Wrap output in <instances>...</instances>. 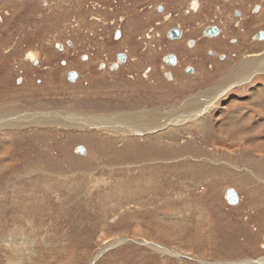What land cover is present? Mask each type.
<instances>
[{"label": "rangeland", "instance_id": "obj_1", "mask_svg": "<svg viewBox=\"0 0 264 264\" xmlns=\"http://www.w3.org/2000/svg\"><path fill=\"white\" fill-rule=\"evenodd\" d=\"M192 2L0 0V264H264V71L248 66L264 56V39L227 41L237 7L251 15L240 27L264 29V0ZM213 23L220 37L205 38ZM150 25L184 31L182 66L219 46L202 56L213 67L128 79L134 65L113 68L114 53L136 48ZM213 97L198 128L161 126L168 111L196 100L198 113ZM30 114L95 116L123 131L7 125ZM147 121L154 129L138 133Z\"/></svg>", "mask_w": 264, "mask_h": 264}, {"label": "flooded vegetation", "instance_id": "obj_2", "mask_svg": "<svg viewBox=\"0 0 264 264\" xmlns=\"http://www.w3.org/2000/svg\"><path fill=\"white\" fill-rule=\"evenodd\" d=\"M197 1L198 0H193L192 4H190L189 6L194 8L197 6ZM165 4L164 3H158L156 5V9H161L158 10L159 12H162L163 17L168 16L165 12ZM141 10H144V7L140 8ZM259 6H254L252 8L253 12L258 11ZM167 10V9H166ZM260 11V10H259ZM246 12V10H243L241 8L238 9L234 8L232 10V13L234 15V19L232 20L233 24H236L235 27H231L228 29V38L227 41L231 42V46L234 47L235 45H238L241 43V41L244 40H248L251 38V40H256V41H261L263 39H257L259 32H264V29H258L256 32L254 33H250L247 32L245 30V28L240 27L242 26L241 24H243V22H248L251 19V15L250 14H246L244 15V13ZM172 17V16H170ZM212 25L218 27L219 33L218 35L223 31V28L221 25H218L216 23H213ZM207 26H205L203 29H205ZM148 28H150V31H144L141 36L140 39L141 41H139L138 46H136V48L130 46L127 44L125 48L123 49H119L117 52L114 53V62L112 64L113 68H117L120 65L122 66H127L129 65V67H131V64L134 65L135 70L131 73V74H126L125 76L132 80L135 77L141 76L140 73H142L141 71L144 69V71H146V74H143L142 77H144L147 80L150 79V76L152 75L153 78H161V75L168 78L169 80H174L177 75L178 72L175 74V71L182 69L183 73L188 72L189 67L192 70V73L190 74H194L196 69H198V67L200 68L202 65V68L204 66L205 71L208 70V68H212L213 65L211 63H208L207 60H205L202 56L203 53H205V51L208 53L209 48H211V52H209L210 54H214L215 57L217 56V50L219 48V46H208V50H204V49H200L198 51V53L195 56H185L183 59V62L187 59L192 60V62L186 63L185 66L181 65V53H186L184 50L182 51L181 49V44L183 43V35H184V31H182L181 28H179L178 26H171L167 29H160L159 27H153V26H148ZM177 28L181 31V35L179 38H171L169 36V32L174 29ZM231 28L235 30V33H230ZM202 35L205 38H217V36H207L203 33V30H201ZM118 34H120L118 32ZM230 35V36H229ZM220 37V35H219ZM241 38V39H240ZM254 38V39H253ZM194 43V41H191V43ZM72 44V42H71ZM207 45V43H205ZM169 46L171 49L166 51V47ZM226 47H228L227 45H225ZM187 47V46H186ZM180 48V50H179ZM229 48V47H228ZM241 48H245V45L243 43H241ZM196 47L193 49H188L187 52H195ZM240 50V48H239ZM208 53V54H209ZM223 56H220L221 58H225L226 55L225 54H221ZM118 56H122L123 57V61H120L118 59ZM171 56L174 58V63L170 64L169 61L171 60ZM213 56V55H212ZM82 59H85V56H82ZM264 59V56L259 58H256L254 60H252V62L250 64H248L249 68H252V72H259L261 71L262 68V61ZM103 66H105V64H102ZM117 65V66H116ZM137 65H142L141 68H138L139 70L136 71V66ZM197 66V67H196ZM209 68V69H210ZM248 69V67L246 68ZM71 71H75L76 70H70ZM67 72V73H69ZM139 72V73H137ZM68 74H66L67 77ZM77 75L78 72H77ZM247 75V74H246ZM246 75L242 76L245 77ZM250 78V75H248ZM67 79V78H66ZM77 79V77H76ZM68 81V80H67ZM130 84V83H129ZM131 85V84H130ZM132 86V85H131ZM221 90H217L214 93L220 92ZM249 112V111H248ZM247 114V112L245 113ZM123 123V122H122ZM127 125V122H126ZM124 126V125H123ZM126 127H130V126H126Z\"/></svg>", "mask_w": 264, "mask_h": 264}, {"label": "bare ground", "instance_id": "obj_3", "mask_svg": "<svg viewBox=\"0 0 264 264\" xmlns=\"http://www.w3.org/2000/svg\"><path fill=\"white\" fill-rule=\"evenodd\" d=\"M194 7H195V5H194ZM30 58H32V61L34 60V58H36V56H35V54H30V56H29ZM261 71H264V68L261 70ZM72 72V71H71ZM29 74V73H28ZM77 76V75H76ZM246 79H249V76H248V74H247V76H245V77H240L239 78V80L237 81V82H244ZM67 80H68V82H71V81H69V79L67 78ZM71 83H73V82H71ZM219 88V90L221 89L222 90V88L223 87H218ZM224 89V88H223ZM210 90V89H209ZM209 90H206V92H208ZM223 91V90H222ZM206 95V94H205ZM215 98L216 97H213V98H211V99H208L209 101L207 102L206 100H203L204 102H205V104H207V106H206V108L205 109H203L202 111H198V113H196L197 112V109H196V106H197V102L198 101H196V100H194V101H192V103H196L195 104V107H191L190 105H187V104H183V105H180L177 109L175 108L174 110H170V111H168L167 112V114L166 115H164L163 116V120H162V127H166L167 129H170V125H175L176 124V122H180V123H182L184 126H193V127H196V128H198V126H200L201 124H199L200 122H202L203 121V117L205 116V115H209V114H211V112L212 111H215V109H216V107H217V105H216V101H214L215 100ZM202 99V98H201ZM189 102H191V101H189ZM190 106V107H189ZM190 109V110H187V109ZM187 111H186V110ZM195 109V110H194ZM194 110V111H193ZM69 113V112H68ZM159 113H166L165 111L163 112V111H159ZM47 114V113H46ZM151 114V112H146L145 114H144V116L145 115H147V116H149ZM198 114H199V116H198ZM69 115H71V114H69ZM69 115L67 114H65V116H66V120H65V122H63V121H61L60 120V118H58V117H54V116H47V115H42V117H37L38 115H36V114H30V116H26V117H24V115H22V116H17V118H18V120H14V121H10V122H8V126H11V127H21V126H24V125H26V124H36V125H57V126H74V127H79V128H83V127H85L86 128V126L88 127V126H92V125H95V127L96 128H98V129H100V127H105V128H109V129H113V128H116V127H114V125L111 123V122H109V124H105L107 121L106 120H100V117L99 118H97V117H95V116H92V117H90V118H86V120H85V122L86 123H84V122H82L81 121V119L80 118H75L74 116H70L69 117ZM80 115H82V117L84 116L85 117V115H83V114H80ZM142 119V118H141ZM143 119H145V118H143ZM3 119H1V121H2ZM81 121V122H80ZM229 120H227V122H228ZM80 123H83V124H80ZM153 123L154 122H149V121H147L146 122V125H149V127H147V126H145L144 125V127L143 126H140L141 127V129H139L138 130V133H142V132H146V131H150V130H153L154 129V127H153ZM205 123V122H204ZM103 124L105 125V126H103ZM242 124V123H241ZM6 125V124H5ZM6 125V126H7ZM126 130H134V129H131V128H125ZM84 130V129H83ZM116 130L119 132V131H121L122 130V127L121 128H116ZM112 131V130H111ZM123 131V130H122ZM130 132L131 131H128V133H125V136H128L127 134H130ZM132 132H135V131H132ZM124 133V132H123ZM137 134V133H136ZM85 150V149H84ZM75 152H76V150H75ZM84 154H85V152H84ZM83 154V155H84ZM228 189V188H227ZM226 189V190H227ZM225 195H226V191H225ZM227 201V200H226ZM228 203V202H227ZM229 204V203H228ZM231 205V204H230ZM120 240H122V239H120ZM113 242V241H112ZM115 242V241H114ZM111 244H113V243H111ZM156 247H157V245H155ZM157 249V248H156ZM158 249H159V247H158ZM163 250L164 248H160L159 250ZM261 260H264V259H261ZM264 262V261H263ZM256 264V263H259V262H253V261H249V260H243V261H240V262H236V264Z\"/></svg>", "mask_w": 264, "mask_h": 264}, {"label": "water", "instance_id": "obj_4", "mask_svg": "<svg viewBox=\"0 0 264 264\" xmlns=\"http://www.w3.org/2000/svg\"><path fill=\"white\" fill-rule=\"evenodd\" d=\"M161 11V9H158ZM203 33L207 36H217L218 33H219V30H218V27L214 26V25H211V26H208L206 27L204 30H203ZM118 34V32H117ZM181 35V31L177 28H174L172 29L170 32H169V36L171 38H179ZM117 36V35H116ZM264 38V32H259L258 34V37L257 39H263ZM212 53V52H211ZM118 59L120 61H123V57L122 56H118ZM36 60L33 61V63L35 64ZM174 58L171 56V60L169 61L170 64H173L174 63ZM117 66V65H116ZM187 73H192V70L191 68L189 67L188 69V72ZM77 75V72L75 71H72V72H69L68 75H67V78L69 79V81L71 82H74L76 80V77H78ZM77 154L79 155H83L85 150H84V147L79 144L76 146L75 148ZM225 198L227 200V202L231 205H235L238 203L239 199H240V196L239 194L236 192V190L233 188V187H229L227 190H226V195H225Z\"/></svg>", "mask_w": 264, "mask_h": 264}, {"label": "crops", "instance_id": "obj_5", "mask_svg": "<svg viewBox=\"0 0 264 264\" xmlns=\"http://www.w3.org/2000/svg\"><path fill=\"white\" fill-rule=\"evenodd\" d=\"M256 121V120H255ZM262 124H264V121L262 122Z\"/></svg>", "mask_w": 264, "mask_h": 264}]
</instances>
